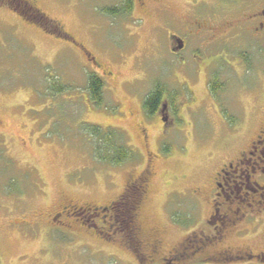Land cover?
<instances>
[{
	"label": "rangeland",
	"instance_id": "rangeland-1",
	"mask_svg": "<svg viewBox=\"0 0 264 264\" xmlns=\"http://www.w3.org/2000/svg\"><path fill=\"white\" fill-rule=\"evenodd\" d=\"M29 1L69 38L0 7V264H142L138 250L108 239L99 215L50 222L66 202L83 207L115 200L143 167L145 151L158 158L139 209L142 233L159 236L165 253L185 234L207 231L209 180L264 125V57L259 54L264 42L228 36L198 48L226 78L220 100H212L209 70L187 76L169 50L167 34L184 38L189 17L209 20L220 29L234 18L235 9L211 0H156L144 15L132 7L113 17L103 9L122 0ZM233 29L227 34H234ZM186 36L188 49L194 50L199 36ZM83 48L111 74L95 67ZM90 72L104 83L100 106L86 93ZM182 81L189 83L196 100L188 108L181 104ZM156 83L173 96V104L161 106V115L173 126L144 112V98ZM51 85L63 90H50ZM88 125L122 136L131 157L119 165L99 160ZM196 186L203 189L198 199L190 194ZM258 209L241 220L240 233L229 232L219 247L206 249L225 247L251 257L213 261L196 252L176 263L152 264H264V206Z\"/></svg>",
	"mask_w": 264,
	"mask_h": 264
},
{
	"label": "flooded vegetation",
	"instance_id": "flooded-vegetation-1",
	"mask_svg": "<svg viewBox=\"0 0 264 264\" xmlns=\"http://www.w3.org/2000/svg\"><path fill=\"white\" fill-rule=\"evenodd\" d=\"M14 1L15 0H0V7L6 6L13 10V8L10 7L13 4H16L17 7H25V1L30 2L29 0ZM124 1L126 0H122L119 4ZM153 2H156V0H130L131 9L132 7H137L142 15L148 11L149 5ZM210 2L221 4L224 8L230 10L235 9L234 18L224 21L223 27L218 29L209 20L189 17V20L186 21L188 27L186 35L191 34L197 37L199 36V38H197L198 40L196 39L199 44L194 50L188 49L189 42L186 35L183 38L182 36L179 37L174 33H170L167 34V39L170 52L178 59V67L187 76H195L201 71L205 73L209 70V78L207 81L209 97L219 101L226 86V78L217 71V67L215 68V61L203 57L199 49L208 47L221 37L226 39L228 36L232 38L244 37L254 43L264 42V0H211ZM139 19L142 20L143 17L139 16ZM232 25H234L235 29L231 27ZM225 27L228 28L226 29ZM231 29H233L235 33L228 35L227 32ZM257 45L260 47L263 46L260 44ZM83 50L86 56L90 55L84 48ZM259 54L261 57H264V52L260 51ZM229 56L239 61V63L242 62L239 56ZM249 56V58L247 56L248 63H250L252 53ZM89 57L92 59L95 67L103 69L102 71L104 74H111L108 70H104V66L93 57ZM213 80H216L219 84V86L215 88V92L209 85ZM182 82L185 83L182 84ZM182 82H180V84L183 86V99L185 102L183 101L181 104L188 108L190 102H195L196 100L189 83L187 81ZM156 84H154L153 87H155ZM157 102L158 107L154 114L150 115L143 106L144 112L149 117L159 115L163 119L166 127L173 126L174 122H168L167 115H161V106L165 109L168 104H173V96L170 97L166 88ZM177 112L178 108L174 110L176 118L179 116ZM222 114H226L224 110L221 115ZM262 115H264V113ZM139 131L143 140H145L146 133L144 127H141ZM145 154L143 167L134 177L129 178L130 180L124 184L122 192L115 200L110 201L106 205H87L83 207L77 206L73 202H66L62 204L58 210L53 212L51 218L52 222L50 223L65 224L66 222L59 219L60 217L63 219L72 217L75 221V219L83 217V214L87 215V218H93L99 215L101 227L110 232L107 234L109 236L108 239L120 240L128 247H133L132 249L135 251L138 250L137 252L140 254L139 258L142 264H152L155 263V261L160 263H176L194 255L196 252H204L206 255H204V257L213 261L234 259V257L231 256L232 249L230 248L221 247L215 249L213 252H207L206 249L208 247H219V245H221L220 243L223 242L229 232L235 231L237 234L240 233V222L249 216V210L260 211L261 208L258 209L260 205L264 206V125L259 130L256 138L249 143L247 148L237 152L232 160L223 162L215 176L209 180L211 182V188L208 196L211 197V211L207 218H205L208 230L198 231L197 234H195L194 231L185 234L179 242L165 253L161 252V238L155 234L142 233V228L139 225V209L150 190L153 160L158 158L156 154L150 151H145ZM141 175L143 177H140ZM139 180L141 183L140 188L143 189L140 195L139 207L132 215H129L128 211H121V208L124 209L125 205L124 202L120 200L123 197V191L126 186H128V182ZM202 193V187L196 186V188L190 190V194L196 199H198ZM39 216L40 214L37 217ZM41 218L42 217L39 219L41 220ZM82 222L81 220V223ZM91 226L96 228L97 224L93 223Z\"/></svg>",
	"mask_w": 264,
	"mask_h": 264
},
{
	"label": "trees",
	"instance_id": "trees-1",
	"mask_svg": "<svg viewBox=\"0 0 264 264\" xmlns=\"http://www.w3.org/2000/svg\"><path fill=\"white\" fill-rule=\"evenodd\" d=\"M14 2H16V0ZM25 4V7H17L16 4H13L10 7L17 11L25 19L39 25L45 31L65 39L69 38V35L62 30L56 21L45 16L37 7H35L33 3L25 1ZM130 10V0H126L119 5L104 8L103 12L106 15L115 17L128 14ZM86 84V93L88 99L96 106L102 105L104 86L102 78L97 73L90 72L87 74ZM209 85L214 92L216 91L215 88L219 86L216 80H213ZM50 90L59 93L63 90V88L51 85ZM164 92L165 87L162 84L157 83L156 86L153 87L145 96L143 106L150 115L155 113L158 107L157 101L161 98ZM87 130L95 142L93 145V152H95L96 156L102 162L110 165H119L131 157V151L123 145L124 143L122 142V136H118L117 133L112 129L106 127L101 128L99 125H88ZM140 177L143 176L141 175ZM127 185L128 186H126L122 193L123 197L120 200L124 202L125 205L124 209L121 208V211H128L129 215H132L139 207L141 198L140 195L142 194L143 189L140 188V180L128 182ZM231 254L234 259H246L252 256V254H249L248 252H242L241 254H233V252H231ZM263 257L264 255L260 258L263 259Z\"/></svg>",
	"mask_w": 264,
	"mask_h": 264
}]
</instances>
